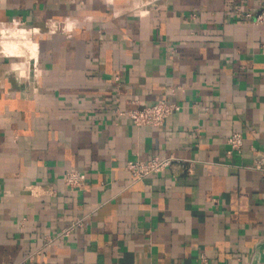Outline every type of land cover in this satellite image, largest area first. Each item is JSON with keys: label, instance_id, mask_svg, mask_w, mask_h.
Returning <instances> with one entry per match:
<instances>
[{"label": "crops", "instance_id": "crops-1", "mask_svg": "<svg viewBox=\"0 0 264 264\" xmlns=\"http://www.w3.org/2000/svg\"><path fill=\"white\" fill-rule=\"evenodd\" d=\"M262 13L264 0H0V264H264ZM14 22L36 60L4 50ZM161 100L179 107L162 126L121 114ZM153 157L178 162L134 182L126 164Z\"/></svg>", "mask_w": 264, "mask_h": 264}, {"label": "built area", "instance_id": "built-area-1", "mask_svg": "<svg viewBox=\"0 0 264 264\" xmlns=\"http://www.w3.org/2000/svg\"><path fill=\"white\" fill-rule=\"evenodd\" d=\"M256 22L258 24L264 23V13L258 16ZM14 25L23 28L21 22H14ZM55 30H57V24H54L53 31ZM178 109L179 107L177 105L170 104L165 100H161L143 109H136L127 114H121L128 116L136 126L159 127L162 126L171 115L178 111ZM228 144L230 146L229 154L240 153L243 148L242 136L238 133L232 134L228 138ZM176 162L178 161H175L173 157H153L148 161H129L126 164V170L131 174V178L135 182L150 175L160 174L170 168ZM255 169L259 170L264 175V159L257 162ZM62 179L63 183L69 190L76 191L83 187L85 175L77 170L72 169L66 171ZM31 190L36 196L45 192L41 186H36ZM71 231L72 227L63 230L61 235L68 236Z\"/></svg>", "mask_w": 264, "mask_h": 264}, {"label": "bare ground", "instance_id": "bare-ground-1", "mask_svg": "<svg viewBox=\"0 0 264 264\" xmlns=\"http://www.w3.org/2000/svg\"><path fill=\"white\" fill-rule=\"evenodd\" d=\"M7 32L8 33H6V35L4 37H7V38H11L12 37V38L16 39L17 42L20 43L21 45L26 46L27 47L26 49L29 51V53H31L30 54L31 58L33 60H36V57H37V45L33 42L32 34L30 33L29 30L17 27V28H11ZM3 48L10 55H14L15 56V55H18L16 53H19V51L16 52L17 51L16 49H18V47L16 45L3 43ZM14 66H18V65L15 64ZM35 69H36V67H35ZM31 70H34V69L31 68Z\"/></svg>", "mask_w": 264, "mask_h": 264}, {"label": "rangeland", "instance_id": "rangeland-1", "mask_svg": "<svg viewBox=\"0 0 264 264\" xmlns=\"http://www.w3.org/2000/svg\"><path fill=\"white\" fill-rule=\"evenodd\" d=\"M21 28H22V27H21ZM23 29H24V28H23ZM30 33H31V32H30ZM11 39H13V41L15 42V44H13V45H16V46L18 47V49H16L17 51L15 50L16 52H18V51H19V52H20V51L22 52L23 49L26 50V51H28V50L26 49V48H27L26 46L21 45L20 43L17 42L16 39H14V38H12V37H11ZM28 53H29V51H28ZM17 54H19V53H17ZM29 54H31V53H29ZM30 56H31V55H30ZM23 61H25L24 58H23ZM17 65H18V66H14V67H15V68H18V69H20V70H22V69L25 70L26 67H27V66H24L23 64H20V65L17 64ZM32 71H33V70H31V73H32ZM21 74H22V76L24 75V73H21Z\"/></svg>", "mask_w": 264, "mask_h": 264}]
</instances>
